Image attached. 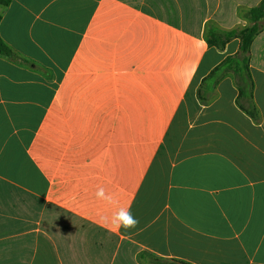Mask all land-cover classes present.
I'll return each mask as SVG.
<instances>
[{"label": "crops", "instance_id": "obj_1", "mask_svg": "<svg viewBox=\"0 0 264 264\" xmlns=\"http://www.w3.org/2000/svg\"><path fill=\"white\" fill-rule=\"evenodd\" d=\"M261 1L0 6V264H264V28L255 117L232 75L204 81L240 50L208 28L251 26ZM117 206L135 229L105 225Z\"/></svg>", "mask_w": 264, "mask_h": 264}, {"label": "trees", "instance_id": "obj_2", "mask_svg": "<svg viewBox=\"0 0 264 264\" xmlns=\"http://www.w3.org/2000/svg\"><path fill=\"white\" fill-rule=\"evenodd\" d=\"M13 0H0V6L8 7ZM252 25L244 29H235L232 31H221L213 26L208 28L207 42L209 46L224 50L226 45L233 39L240 40V50L234 56L227 57L220 65H218L208 77L204 79L218 82L226 75L233 76L238 90L239 96L237 103L239 107L252 117L257 114V109L253 104L252 91L254 84L250 74V48L255 38L262 32L264 25V0L246 13ZM2 16L0 14V23ZM0 55L10 59H16V55L12 49L4 42L0 35ZM180 264H187L179 262Z\"/></svg>", "mask_w": 264, "mask_h": 264}, {"label": "clouds", "instance_id": "obj_3", "mask_svg": "<svg viewBox=\"0 0 264 264\" xmlns=\"http://www.w3.org/2000/svg\"><path fill=\"white\" fill-rule=\"evenodd\" d=\"M95 195L97 199L103 200L110 205H118L116 198L112 194H106L102 187L97 189ZM102 220L113 231L123 229L127 232L135 229L139 224V220L134 216L130 207L123 206H117L110 217H103Z\"/></svg>", "mask_w": 264, "mask_h": 264}, {"label": "rangeland", "instance_id": "obj_4", "mask_svg": "<svg viewBox=\"0 0 264 264\" xmlns=\"http://www.w3.org/2000/svg\"><path fill=\"white\" fill-rule=\"evenodd\" d=\"M150 260H151V262L154 263V264H173L172 262L170 263V262H167V261H161V260L157 261V260H154V259H151V258H150Z\"/></svg>", "mask_w": 264, "mask_h": 264}]
</instances>
